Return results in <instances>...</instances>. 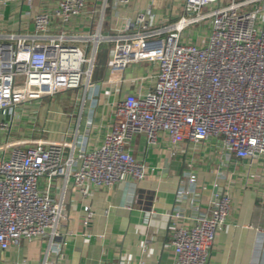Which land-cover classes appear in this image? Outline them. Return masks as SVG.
Returning a JSON list of instances; mask_svg holds the SVG:
<instances>
[{
	"label": "built area",
	"instance_id": "obj_1",
	"mask_svg": "<svg viewBox=\"0 0 264 264\" xmlns=\"http://www.w3.org/2000/svg\"><path fill=\"white\" fill-rule=\"evenodd\" d=\"M20 1L18 31L0 36V253L23 238L55 245L62 237L68 215L63 199L52 197L55 180L82 197L128 177L141 180L145 163L129 147L137 134L149 145L167 142L172 156L208 139L220 144L225 165H251L264 156V0H173L179 11L168 17L144 0L108 34L101 32L105 9L118 15L132 0ZM196 23L207 32L204 44L187 35ZM102 43L111 47L105 75L96 81ZM139 64L157 66L153 84L134 68ZM104 86L112 99L100 141L90 142L94 124L87 120L77 145L79 129L68 126L72 113L56 104V94L81 89L83 104ZM33 104L46 112L47 125L34 121V134L15 135L14 120H27L23 111ZM187 178L182 197L195 184L194 175ZM231 204L223 191L209 213H170L172 264H209ZM82 209L88 225L89 204Z\"/></svg>",
	"mask_w": 264,
	"mask_h": 264
},
{
	"label": "crops",
	"instance_id": "obj_2",
	"mask_svg": "<svg viewBox=\"0 0 264 264\" xmlns=\"http://www.w3.org/2000/svg\"><path fill=\"white\" fill-rule=\"evenodd\" d=\"M21 2L13 0L10 4H0V36L18 31ZM142 5L144 0H132L127 9L119 10L118 15L106 8L101 32L108 34L111 25H121L125 17L133 18ZM174 5L173 0H152L154 10L163 17L177 13L178 8ZM30 24L31 18L27 17L26 26ZM108 44L109 53L111 44ZM100 47L95 54L92 75L96 81L104 77L108 62L107 55L103 69H99L96 61ZM134 68L150 75L147 81L149 85L153 84L155 64H139ZM131 70L127 71V76ZM107 89L104 86L95 98L87 95L83 104L77 95L71 107H63L69 115L72 113L68 126L79 129L77 145L82 141V134L83 137L86 135L87 120L94 124L90 142L100 141L104 130L100 124L105 121L107 110L105 103L112 99L107 96ZM23 113L27 114V120H14L15 135L34 134V121L39 127L47 125L44 121L46 112L38 105H30ZM55 121L63 122L61 119ZM129 147L134 157L145 163V175L141 180L128 177L109 189H93L85 197L76 193L71 184L63 186L62 181L55 180L52 197L63 199L68 215L62 226V237L54 241L55 245H50L46 238H23L17 245L0 253L4 264H172L168 229L170 213L176 209L186 216L209 213L211 201L223 191L232 196V204L227 223L215 238L209 264H264V156L251 165L247 160H231L225 165L224 151L212 139L195 147L190 144L188 150L172 156L167 142L149 145L141 134L132 138ZM190 174L195 176V184L191 187V194L182 197L179 191L189 187L187 177ZM84 204H89L92 212L88 225L83 224Z\"/></svg>",
	"mask_w": 264,
	"mask_h": 264
},
{
	"label": "rangeland",
	"instance_id": "obj_3",
	"mask_svg": "<svg viewBox=\"0 0 264 264\" xmlns=\"http://www.w3.org/2000/svg\"><path fill=\"white\" fill-rule=\"evenodd\" d=\"M11 1L13 0L5 1V2H9L10 4ZM187 35L188 36L190 35L191 36L190 38L197 40V42H201L204 44L206 40L207 32L202 23H199V24L196 23V24L191 25L187 29ZM108 45H109L108 43H102L101 47L98 50V53H97L98 58H97L96 63L99 64V69L101 68L103 69V66L106 63L107 55H109ZM139 70L141 71V67H139ZM77 95H80L77 98L81 99V95H82L81 89H70L65 92L57 93L55 99H56L57 104L61 105L64 108H69L73 105L74 99L76 98Z\"/></svg>",
	"mask_w": 264,
	"mask_h": 264
},
{
	"label": "water",
	"instance_id": "obj_4",
	"mask_svg": "<svg viewBox=\"0 0 264 264\" xmlns=\"http://www.w3.org/2000/svg\"><path fill=\"white\" fill-rule=\"evenodd\" d=\"M0 1H9V0H0Z\"/></svg>",
	"mask_w": 264,
	"mask_h": 264
}]
</instances>
